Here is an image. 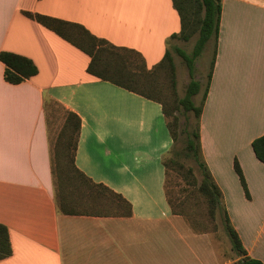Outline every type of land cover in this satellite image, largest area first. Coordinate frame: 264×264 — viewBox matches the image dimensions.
<instances>
[{"label":"crops","instance_id":"obj_1","mask_svg":"<svg viewBox=\"0 0 264 264\" xmlns=\"http://www.w3.org/2000/svg\"><path fill=\"white\" fill-rule=\"evenodd\" d=\"M26 12L136 49L149 68L181 30L172 0H0V52L27 56L39 68L12 84L0 60V223L13 247L0 264H232L212 234L195 232L167 200L163 159L173 140L162 104L90 74L88 54ZM50 102L80 116L77 167L122 194L131 216L58 212ZM263 134L264 0H223L201 143L233 226L248 254L264 262V163L252 147Z\"/></svg>","mask_w":264,"mask_h":264},{"label":"trees","instance_id":"obj_2","mask_svg":"<svg viewBox=\"0 0 264 264\" xmlns=\"http://www.w3.org/2000/svg\"><path fill=\"white\" fill-rule=\"evenodd\" d=\"M172 1L181 19V30L169 38L165 56L152 68L147 66L144 56L136 49L115 45L106 38L95 35L81 24L40 13L26 12V15L88 54L91 58L87 69L90 74L162 104L173 140L171 149L163 159L165 191L173 213L185 216L195 232L212 234L209 229L203 228L199 218H192L189 210L193 209V205L205 204L212 219L221 220L230 239L232 250L237 255V259L230 256L232 264H264L260 259L248 254L238 231L233 226L223 191L205 160L201 143V117L216 62L223 0ZM195 36L198 38L191 52L173 43L175 40L189 42ZM209 43L214 45L213 58L208 82L203 89L202 83L194 76L197 59ZM172 50L183 58L191 76L183 97L179 95L177 89L176 65ZM0 60L6 66V80L12 84L22 83L39 73L36 63L27 56L3 50L0 52ZM202 91V100L197 104L194 98ZM66 113L55 143L53 144L51 140L52 171L58 212L66 215L131 216L132 204L122 194L103 183L93 181L77 167L76 152L81 118L73 111L66 110ZM181 116L184 117L183 124ZM181 139L184 146L179 149L178 143ZM252 147L257 158L264 163V134L253 140ZM181 157L192 161L194 166L187 167ZM235 170L250 198L248 184L238 161L235 162ZM172 172L181 175L187 182L182 189V193H186L184 197L181 195L172 197L169 189ZM12 254L9 228L0 223V260Z\"/></svg>","mask_w":264,"mask_h":264},{"label":"rangeland","instance_id":"obj_3","mask_svg":"<svg viewBox=\"0 0 264 264\" xmlns=\"http://www.w3.org/2000/svg\"><path fill=\"white\" fill-rule=\"evenodd\" d=\"M198 36L193 37L189 42L183 41V40H175L173 43L176 44L179 47L184 48L188 52H191L194 48V45L196 43ZM213 43H209L206 47L203 54L197 59L196 62V71L194 78L202 83L203 89L207 85L208 82V74L210 71L211 61L213 58ZM172 54L174 56L175 65H176V75H177V89L178 93L181 97H183L186 93L187 86L191 80V76L189 74L188 67L183 60V58L175 51L172 50ZM203 97V91L195 96V102L197 104H200ZM48 121L50 125V131H51V140L54 144L56 141V138L58 136V133L65 121L66 118V109L61 106L57 102H50L48 103ZM181 123H184V117L181 116ZM184 146V142L181 139L178 143V148L181 149ZM181 159L185 162L187 167L194 166L193 162L190 160L185 159L184 157H181ZM239 176V175H238ZM240 180V177H239ZM241 183V180H240ZM187 182L183 179L181 175H178L174 172H172L170 176V182H169V189L172 192V197H175L176 195H181L184 197L186 193H182V189L186 186ZM242 190L245 193V196L249 198L246 194V190L244 189L242 183ZM251 196V194H250ZM193 209H189L192 218H199V221L202 223L203 228L209 229L212 233L214 240H217V248L219 249L220 254L222 255V258H226V255L232 256L233 259H237V255L232 250V245L230 242V239L228 235L225 232L224 226L219 218L215 219V221L212 219V217L208 213L207 206L199 205V206H192ZM216 242V241H215ZM216 244V243H215Z\"/></svg>","mask_w":264,"mask_h":264}]
</instances>
